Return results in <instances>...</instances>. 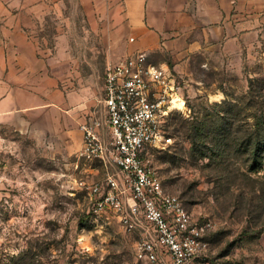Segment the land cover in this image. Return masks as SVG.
<instances>
[{"label":"rangeland","instance_id":"obj_1","mask_svg":"<svg viewBox=\"0 0 264 264\" xmlns=\"http://www.w3.org/2000/svg\"><path fill=\"white\" fill-rule=\"evenodd\" d=\"M71 12L80 23L76 9ZM53 26L47 24L51 35ZM148 57L172 73L186 105L170 113L172 143L151 150L152 165L168 193L195 219L215 226L209 251L193 264H264V156L260 161L250 148L264 121V35L242 61L218 62V68L202 67L194 57L179 63L159 53ZM108 66L74 68L83 80L71 83L78 113L89 102L103 111ZM192 124L202 130L198 139L186 134ZM41 130L44 135L43 124ZM73 142L66 148L58 137L56 144L26 137L3 148L0 264H149L136 258L142 227L127 233L114 212L93 211L89 187L106 170L82 158Z\"/></svg>","mask_w":264,"mask_h":264},{"label":"crops","instance_id":"obj_2","mask_svg":"<svg viewBox=\"0 0 264 264\" xmlns=\"http://www.w3.org/2000/svg\"><path fill=\"white\" fill-rule=\"evenodd\" d=\"M263 35L264 0H0V155L26 137L82 149L72 123L94 110L74 109L71 83L83 81L74 68L137 53L218 68L242 61Z\"/></svg>","mask_w":264,"mask_h":264},{"label":"built area","instance_id":"obj_3","mask_svg":"<svg viewBox=\"0 0 264 264\" xmlns=\"http://www.w3.org/2000/svg\"><path fill=\"white\" fill-rule=\"evenodd\" d=\"M178 86L144 53L107 67L103 111L80 124L81 157L103 166L89 187L96 214L114 212L127 233L142 227L136 258L149 264H193L209 251L210 219L199 220L168 193L151 150L172 143L167 122Z\"/></svg>","mask_w":264,"mask_h":264},{"label":"trees","instance_id":"obj_4","mask_svg":"<svg viewBox=\"0 0 264 264\" xmlns=\"http://www.w3.org/2000/svg\"><path fill=\"white\" fill-rule=\"evenodd\" d=\"M257 125L258 127L256 128V131L252 134L250 139V148L253 149L257 156H260L261 161L264 156V121H260V126L259 124ZM185 131L187 135H194L195 139L200 138L202 132L201 129L194 126L193 124L191 126H188Z\"/></svg>","mask_w":264,"mask_h":264},{"label":"bare ground","instance_id":"obj_5","mask_svg":"<svg viewBox=\"0 0 264 264\" xmlns=\"http://www.w3.org/2000/svg\"><path fill=\"white\" fill-rule=\"evenodd\" d=\"M186 109L185 101L180 96H175L172 104V109Z\"/></svg>","mask_w":264,"mask_h":264}]
</instances>
